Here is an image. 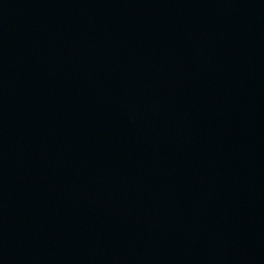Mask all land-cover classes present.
Wrapping results in <instances>:
<instances>
[{
    "label": "water",
    "instance_id": "95a60500",
    "mask_svg": "<svg viewBox=\"0 0 264 264\" xmlns=\"http://www.w3.org/2000/svg\"><path fill=\"white\" fill-rule=\"evenodd\" d=\"M0 264H264V0H0Z\"/></svg>",
    "mask_w": 264,
    "mask_h": 264
}]
</instances>
